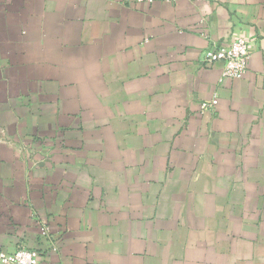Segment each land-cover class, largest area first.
Segmentation results:
<instances>
[{"label":"crops","instance_id":"crops-1","mask_svg":"<svg viewBox=\"0 0 264 264\" xmlns=\"http://www.w3.org/2000/svg\"><path fill=\"white\" fill-rule=\"evenodd\" d=\"M234 34L232 79L201 57ZM20 245L264 264V0H0V251Z\"/></svg>","mask_w":264,"mask_h":264},{"label":"built area","instance_id":"built-area-1","mask_svg":"<svg viewBox=\"0 0 264 264\" xmlns=\"http://www.w3.org/2000/svg\"><path fill=\"white\" fill-rule=\"evenodd\" d=\"M151 3L155 0H137ZM252 41L246 35L234 34L230 41L214 44L203 51L201 60L204 64L223 63V77L240 78L248 69L252 51ZM218 104V97L201 103V111L213 110ZM48 227H42V233H48ZM41 256L33 249L20 245L13 251H0V264H40Z\"/></svg>","mask_w":264,"mask_h":264}]
</instances>
